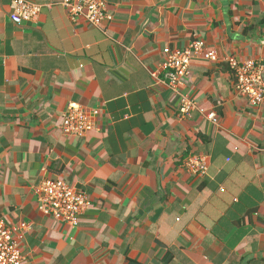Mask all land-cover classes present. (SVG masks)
I'll use <instances>...</instances> for the list:
<instances>
[{
  "label": "crops",
  "instance_id": "obj_1",
  "mask_svg": "<svg viewBox=\"0 0 264 264\" xmlns=\"http://www.w3.org/2000/svg\"><path fill=\"white\" fill-rule=\"evenodd\" d=\"M26 1L40 15L19 26L0 0V221L29 226L23 264H264V104L228 65L264 66V0H105L104 29ZM195 40L218 61H194L178 94L161 65ZM71 106L92 132L63 133ZM45 180L85 194L77 227L41 213Z\"/></svg>",
  "mask_w": 264,
  "mask_h": 264
},
{
  "label": "built area",
  "instance_id": "obj_2",
  "mask_svg": "<svg viewBox=\"0 0 264 264\" xmlns=\"http://www.w3.org/2000/svg\"><path fill=\"white\" fill-rule=\"evenodd\" d=\"M10 2L11 20L16 25L35 22L39 18L41 5L26 0H10ZM62 5L73 22H85L104 29L105 24L113 19L107 12L105 0H64ZM194 61L215 63L218 61V56L201 40L193 41L184 50L167 52V58L161 68L166 72L168 85L176 93L187 80L190 66ZM228 65L234 78L236 92L247 98L253 108L261 107L264 104V66L254 61L239 63L234 58L228 59ZM152 76L157 78L158 74L152 73ZM195 110H197L196 104L182 95L180 116H190ZM208 118L213 124L218 125L215 113L209 114ZM62 129L65 135L84 136L95 129L93 114L85 113L80 107L71 106ZM183 165L193 175H205L209 167V157L191 155L184 160ZM40 190L41 213L66 222L72 227L78 226L80 215L91 206L83 192L71 188L61 180H45ZM29 229L27 224L11 226L0 221V264H23L25 258L20 250V241Z\"/></svg>",
  "mask_w": 264,
  "mask_h": 264
}]
</instances>
